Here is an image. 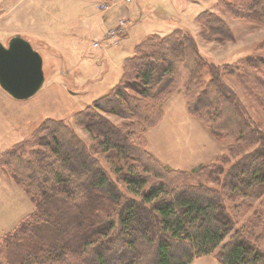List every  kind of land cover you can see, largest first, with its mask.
I'll use <instances>...</instances> for the list:
<instances>
[{
  "label": "trees",
  "instance_id": "obj_1",
  "mask_svg": "<svg viewBox=\"0 0 264 264\" xmlns=\"http://www.w3.org/2000/svg\"><path fill=\"white\" fill-rule=\"evenodd\" d=\"M220 3L234 18L264 23V0ZM196 21L207 39L234 37L229 24L213 12L202 11ZM206 69L210 81L204 79ZM124 70L112 92L77 112L75 123L99 140L101 152L120 162H141L142 170L152 171L159 181L147 187L149 178L129 164L128 173L121 174L140 198L127 197L65 120L47 119L35 142L25 141L0 155V171L36 204L34 214L0 239V264H190L215 252L221 264H264V250L237 228V214L264 187V145L231 165L215 187L188 183L185 170L169 167L146 149L148 130L163 118L161 102L180 88L190 114L218 140L225 139L228 126L219 120L214 104L233 106L240 114L242 110L223 74L236 75L247 89L255 83L264 91V53L220 69L202 55L193 33L181 27L138 44ZM59 205L60 210L75 211L68 222L56 225L52 211ZM112 207H119L116 218ZM83 227L81 233L69 231ZM56 237L61 243L53 241Z\"/></svg>",
  "mask_w": 264,
  "mask_h": 264
},
{
  "label": "rangeland",
  "instance_id": "obj_2",
  "mask_svg": "<svg viewBox=\"0 0 264 264\" xmlns=\"http://www.w3.org/2000/svg\"><path fill=\"white\" fill-rule=\"evenodd\" d=\"M100 1H97V8L106 12L108 8L101 5ZM134 1L124 4L131 7ZM88 2L0 0V41L7 44L12 36L22 35L43 57L45 72V82L35 95L23 100L11 96L17 104L14 108L12 103L7 105L0 102V111L9 108L8 115L5 111L0 112V124L4 128L9 125V132H13L7 135L1 130L0 141L4 144L1 145L9 144L10 147L1 151L0 155L14 146H22L25 141L35 142L40 136L36 135L38 129L47 119H63L88 145L90 153L98 159L121 193L130 198H140L130 191L121 171L128 173L130 164L134 172L149 178L147 187L160 178L150 170L143 171L142 163L132 158L125 163L120 162L117 156L118 159H115L114 155L101 152L99 140L75 123V114L112 92L124 74L126 59L135 54L138 44L155 33L164 35L176 28H187L193 33L202 55L212 66L221 69L249 55L264 53V23L232 17L223 9L220 0H144V6L148 8L144 14L138 11L133 16L126 12L119 18L129 21V34L126 31L117 41L107 43L105 36L111 25H107L106 34L101 37H98L93 24L91 27L86 25L85 21L90 17ZM202 11L220 15L232 28L233 39L217 41L203 37L196 21ZM159 12H167L169 18H163ZM95 42L100 43L99 47H95ZM211 78V73L206 69L204 79L210 81ZM223 81L235 93L239 101L237 108L240 112L242 110L240 114L233 106L214 104L220 114L219 120L226 124L225 127L228 126L227 131H224L225 139L218 140L204 123L190 114L183 88L161 102L163 118L147 132L146 149L148 147L153 155L169 167L185 170L188 183L202 182L213 187L219 186L231 165L264 145V91L255 83L248 84L247 89L237 80L236 75L230 73L223 74ZM105 116L118 124L123 122L117 116L107 113ZM240 120H244V124ZM238 125L241 127L239 132ZM143 130L139 133H144ZM63 137L66 142L70 141L67 136ZM117 167L123 169L117 171ZM12 179L32 204L31 212L17 222L14 230L35 213L36 204L32 196ZM260 190L256 194L257 198L247 200L249 207L244 206L241 214H237V228L244 229L247 237L264 250V187ZM55 206L52 211L54 224L68 222L75 210L69 207L60 210V205ZM110 210L116 218L119 207ZM83 222L87 226L90 224L87 217ZM84 227L69 231L81 233ZM60 240L59 237L53 239L58 243H61ZM214 254L197 258L190 264H221Z\"/></svg>",
  "mask_w": 264,
  "mask_h": 264
},
{
  "label": "crops",
  "instance_id": "obj_3",
  "mask_svg": "<svg viewBox=\"0 0 264 264\" xmlns=\"http://www.w3.org/2000/svg\"><path fill=\"white\" fill-rule=\"evenodd\" d=\"M98 1V0H97ZM96 0H89V12L90 17L88 21L86 20V25L91 27L93 24L95 30L98 32V37L105 36L107 25L111 27L116 24L121 15L131 13L133 16L140 11V14H144L148 8L144 6V0H135L131 7L127 6L121 0L117 1L111 9L106 12H102L97 8ZM95 6V7H94ZM163 18L168 19V13L159 12ZM90 18L92 20H90ZM129 26V25H128ZM110 27V28H111ZM105 32V33H104ZM127 35L128 27H127ZM4 102L7 105L12 103L13 108L15 107L16 101L12 99L11 95L5 92L0 86V102ZM6 112L9 114L8 110L4 109L0 112ZM0 133L5 132L7 135L13 132H9V125L4 128L0 124ZM3 142L0 141V153L6 148H9V144L6 146L1 145ZM32 204L28 198H26L24 192L17 186L16 182L7 174L0 171V239L9 231H11L17 222H19L26 214L31 212Z\"/></svg>",
  "mask_w": 264,
  "mask_h": 264
},
{
  "label": "water",
  "instance_id": "obj_4",
  "mask_svg": "<svg viewBox=\"0 0 264 264\" xmlns=\"http://www.w3.org/2000/svg\"><path fill=\"white\" fill-rule=\"evenodd\" d=\"M45 82L41 54L22 35L12 36L7 44L0 41V86L16 99L35 95Z\"/></svg>",
  "mask_w": 264,
  "mask_h": 264
},
{
  "label": "built area",
  "instance_id": "obj_5",
  "mask_svg": "<svg viewBox=\"0 0 264 264\" xmlns=\"http://www.w3.org/2000/svg\"><path fill=\"white\" fill-rule=\"evenodd\" d=\"M124 2H131L132 0H123ZM116 3V0H101L100 4L103 5L105 8H108V10ZM128 21L125 19H122L118 22L116 26L111 28L108 35L106 36L107 41L115 42L117 41L121 35L125 32L127 27ZM95 47H99L100 43L95 42Z\"/></svg>",
  "mask_w": 264,
  "mask_h": 264
}]
</instances>
